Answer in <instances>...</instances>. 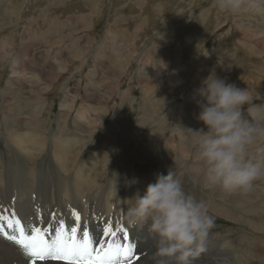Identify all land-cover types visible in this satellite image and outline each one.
<instances>
[{"label":"rangeland","instance_id":"1","mask_svg":"<svg viewBox=\"0 0 264 264\" xmlns=\"http://www.w3.org/2000/svg\"><path fill=\"white\" fill-rule=\"evenodd\" d=\"M212 71L264 102V17L221 13L214 0H0L1 182L17 184L19 170L36 181L42 169L51 185L62 181L53 139L75 143L77 165L99 152L102 180L117 161L124 182L131 180L139 152L160 162L181 137L187 168L204 170L182 128L203 126L194 118L195 90ZM24 132L48 146L35 165L10 141ZM74 170L66 176L71 186ZM219 188L224 196L215 197L230 212L210 211L208 240L228 254L218 261L264 264V179L248 192ZM43 216L36 226H56L53 215Z\"/></svg>","mask_w":264,"mask_h":264},{"label":"clouds","instance_id":"2","mask_svg":"<svg viewBox=\"0 0 264 264\" xmlns=\"http://www.w3.org/2000/svg\"><path fill=\"white\" fill-rule=\"evenodd\" d=\"M221 13L264 17V0H214ZM198 128H182L204 166L206 180L228 192H248L264 179V102L214 71L195 90ZM138 183L133 180L131 184ZM130 228H143L154 241V264H195L206 251L215 225L208 203L185 189L176 171L156 174L141 194L123 200Z\"/></svg>","mask_w":264,"mask_h":264},{"label":"bare ground","instance_id":"3","mask_svg":"<svg viewBox=\"0 0 264 264\" xmlns=\"http://www.w3.org/2000/svg\"><path fill=\"white\" fill-rule=\"evenodd\" d=\"M13 71H15L14 68ZM20 112L21 111H19V113ZM10 133L12 132L10 131ZM10 135V141H12V144L17 150L19 149L18 151H20V154L23 153L21 155L24 159L27 158V160H30L32 163L31 165H35L38 155L44 153L43 150L48 148L46 142L44 144V139L42 137L39 138L35 133H33V135L29 134L30 136L25 134V132L18 135ZM115 135H117L116 132L113 134V137ZM180 135L183 136L182 134ZM183 141L184 139L181 137L180 144L175 145L174 147L170 144V147L165 150L164 158L159 160L160 162H156L154 158H151L152 156H146V152H144V154L143 152H139L141 154H138L137 157L135 156L134 162L132 163L133 169L131 170V174L128 175V178L131 179L129 181L126 180L124 182L121 173V162L117 161L114 166L115 168L117 167L118 170L116 169L109 174L110 177L107 179L109 182L106 184L107 180L101 179L106 172L103 174V171L99 170V167L94 166V162L99 155V152H96L94 155L91 154V156L87 158V161H84L83 163L82 160V163L79 162L80 164L77 165L76 160H74L71 153L72 150L77 149L75 143H73L72 146L67 147L64 146L63 143L60 144L59 141L53 139L52 156L55 162L60 165L62 181H57L56 184L53 182L54 186L51 185L49 182L50 180H47L43 171L44 169H42V173L38 176V180L36 181L33 178V175H24L21 170H19L21 181L18 180L17 184H12L10 181L3 183L0 180V215L11 216L14 212L16 217L19 218L24 226H36L37 222L35 216L38 215L37 206H39V215H44L40 218L41 221L45 220L48 214H51L55 216V220L52 221L54 222L53 226L57 225L60 220H63L67 226H72L74 224L72 212L75 210V212L80 215L82 223H90V230L94 236H102L101 230L104 224L109 220L112 221L114 226L122 223L127 231H129V239L137 244L135 254L140 255V257L133 262V264H154V241L149 237L146 229L139 227L130 228L128 226L124 218L126 209L123 200L127 197H131L137 189H139L141 194H143L146 186L149 183L155 182L156 174L166 175L169 170L176 171L178 177L185 186V189L191 191L199 199H204L208 203L210 211L216 213L215 215L217 216L224 214V211L228 212L229 208L223 207L224 205L218 203V199H216V197L224 195L223 193L220 194L219 190H216L218 186H211L208 184L206 176L202 172L204 170L201 171V168L197 167V169L187 168L186 160L189 153L188 149L183 147L185 145ZM155 146L156 148L160 147L158 142ZM149 147L151 148L150 142L144 145L143 149H149ZM101 150L105 152L106 149L102 146ZM176 154L177 159H174L173 155ZM185 156L186 158L183 159L182 157ZM185 166L187 169H185ZM69 169H75L74 172L76 178H73L74 186H71L70 182H68L66 178L67 173H69ZM181 169L185 171L184 173L187 174L186 176H183L184 173L181 172ZM158 170L159 172H157ZM134 179L137 180L138 183L131 184L129 187L128 185ZM33 184H36V190L31 188L33 187ZM13 185L17 187L15 192ZM19 188L23 189L18 190ZM207 188L210 189L209 192H206ZM61 189L65 191V194L61 193ZM5 229L7 232L12 231L7 229L6 226ZM223 250L217 243H213L208 240L206 251L200 255V257L195 261V264H221L218 260L220 258L228 257V254H226ZM0 264H26V258L23 256L19 247L15 245V248H13L11 245L0 239ZM39 264H62V262L47 261L39 262Z\"/></svg>","mask_w":264,"mask_h":264},{"label":"snow or ice","instance_id":"4","mask_svg":"<svg viewBox=\"0 0 264 264\" xmlns=\"http://www.w3.org/2000/svg\"><path fill=\"white\" fill-rule=\"evenodd\" d=\"M37 214L40 210L37 206ZM74 224L67 226L60 220L54 228L24 226L13 212L0 215V236L15 243L26 258V264L59 261L62 264H133L137 244L129 239L126 228L119 223L106 222L102 236H94L86 222L75 210ZM55 220V216H53ZM7 229L11 232L5 231Z\"/></svg>","mask_w":264,"mask_h":264}]
</instances>
